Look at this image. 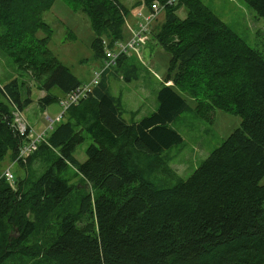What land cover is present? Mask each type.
I'll use <instances>...</instances> for the list:
<instances>
[{"label": "trees", "instance_id": "obj_1", "mask_svg": "<svg viewBox=\"0 0 264 264\" xmlns=\"http://www.w3.org/2000/svg\"><path fill=\"white\" fill-rule=\"evenodd\" d=\"M62 1L88 18L91 56L100 64L92 76L100 73L48 133L32 129L30 138L28 125L17 130L13 111L34 101L32 85L43 91L36 102L44 108L82 82L49 48L53 33L43 13L55 0H0V56L21 76L0 85V166L39 136L17 161L43 168L15 177V185L0 173V264H264V55L201 0H158L165 5L149 33L168 60L157 106L139 119L138 110L130 111L127 122L111 83L137 79L139 65L122 53L103 68L102 38L109 45L123 40L126 17L138 3ZM242 1L264 26V0ZM189 109L207 120L219 109L241 121L182 178L163 154L182 142L172 122ZM85 138L91 141L79 162L74 151ZM68 167L80 175L78 197L70 176H62ZM159 173L173 182H153Z\"/></svg>", "mask_w": 264, "mask_h": 264}, {"label": "rangeland", "instance_id": "obj_2", "mask_svg": "<svg viewBox=\"0 0 264 264\" xmlns=\"http://www.w3.org/2000/svg\"><path fill=\"white\" fill-rule=\"evenodd\" d=\"M201 1L249 46L264 55L263 20L252 8L247 6L242 0ZM122 2L127 6L138 3L130 9L126 17L128 19H126L127 29L124 40H127L133 33V31L132 33H128V26L133 27L135 25L133 30L136 29L141 18L147 16L148 9L144 6V0H122ZM177 13L180 17H183L186 10L180 8ZM130 18L133 22L130 21ZM43 20L52 28L53 34L49 42L51 52L63 64L68 66L82 83L89 81L94 71L98 70L100 64L98 66L95 65V61L91 56L89 44L93 34L86 15L80 11L75 12L70 10L62 0H55L52 7L43 13ZM156 26H158L157 21L150 22L143 37L144 41H146L141 44L138 50H130L126 53L130 57V61L133 60L139 65L138 78L131 82H124L118 78L112 79L111 89L115 95L121 97L125 111L123 117L127 122L132 121L130 111L138 110L135 119H139L154 111L157 106L155 92L163 80L168 54L156 45L153 40L154 38L151 36ZM149 29L151 34L149 33ZM37 35L41 36V32L39 31ZM14 77L20 78V71L10 58L0 56V85H3ZM32 89L36 93V87L32 86ZM51 91L54 94H58L59 92L56 88H53ZM180 92L188 101L189 106L194 108L195 103L191 101V97L185 92ZM32 96L34 97V94ZM61 112L62 107L56 101L44 108L38 103L32 102L22 110V113H17L29 126L30 138H33L32 129L35 130V133H40L44 130L48 133L50 129L47 127L50 124V120H53ZM209 117V120L199 118L195 115L193 109H189L182 112L172 122V127L181 134L183 140L179 145L165 151L163 159L182 178L188 177L207 157L210 151L219 146L234 129L239 127L241 121L240 116L226 113L219 109L211 111ZM51 124L53 126L54 121ZM90 141L89 138H85L82 143L76 146L74 157L79 162L85 160L84 149ZM19 161L16 160V156L11 158L10 154H7L0 166V173L2 172V175L6 168L10 169L13 174L12 183L14 185L15 177L24 176L27 172L31 175L32 170L36 174L43 171V168L41 170L37 162H33L31 166L21 168L18 165ZM62 176H70V183L75 185L72 189V194L78 197L79 193L76 192L80 190L77 187L81 182L80 175L76 173L73 167H68ZM150 178L158 185H166L173 182L172 177L163 173H159L158 176L152 174ZM160 178L163 179L162 182H159L158 179ZM261 182H264V178ZM88 187L85 183L83 188L87 189Z\"/></svg>", "mask_w": 264, "mask_h": 264}, {"label": "built area", "instance_id": "obj_3", "mask_svg": "<svg viewBox=\"0 0 264 264\" xmlns=\"http://www.w3.org/2000/svg\"><path fill=\"white\" fill-rule=\"evenodd\" d=\"M172 0H168L166 4L170 3ZM165 5V4H164ZM158 0H154L152 4H150L148 8V14L145 18H141V21L138 23L137 28L133 30L132 35L124 41L117 40L110 47L108 45V41L106 39H102V44L104 47V61L103 68L109 67L114 64L115 59L118 55L122 53H128L130 50H138L141 47V44L144 42V35L147 31L148 25L153 21V17L162 10L163 6ZM145 25V28H144ZM100 72H95L94 76L87 82L84 83L72 91H70L65 98L60 100V105L63 109H65L69 104L76 103L81 97L85 96L91 89V87L97 82V78L99 77ZM14 120L13 123L16 126L17 130L22 134L26 130V122L18 116L17 112H13ZM60 115L56 117L59 119ZM39 136H37L38 138ZM37 138L29 140V142L23 144L18 149L16 154V160L24 161L26 156L31 152L36 144ZM3 176L13 185V174L9 168H6L3 171Z\"/></svg>", "mask_w": 264, "mask_h": 264}, {"label": "crops", "instance_id": "obj_4", "mask_svg": "<svg viewBox=\"0 0 264 264\" xmlns=\"http://www.w3.org/2000/svg\"><path fill=\"white\" fill-rule=\"evenodd\" d=\"M130 21L131 22H133V20L130 18ZM134 24V23H133ZM135 26V25H134ZM134 26L133 27H131V26H128L129 28H128V33H132V31H133V28H134ZM148 38V37H147ZM146 41V40H145ZM32 86H34V85H32ZM35 87V86H34ZM36 91V93L34 92V90L32 89V94H34V101L33 102H35V103H37L36 102V99L38 98V97H40V96H42V94H43V91H37V90H35ZM21 113H22V111H21ZM32 126H33V124L32 123H30Z\"/></svg>", "mask_w": 264, "mask_h": 264}]
</instances>
